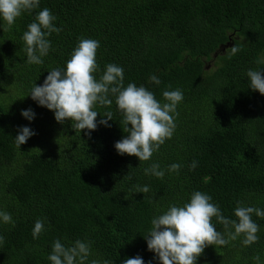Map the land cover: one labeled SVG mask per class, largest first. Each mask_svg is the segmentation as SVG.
I'll list each match as a JSON object with an SVG mask.
<instances>
[{
  "label": "trees",
  "instance_id": "trees-1",
  "mask_svg": "<svg viewBox=\"0 0 264 264\" xmlns=\"http://www.w3.org/2000/svg\"><path fill=\"white\" fill-rule=\"evenodd\" d=\"M44 8L62 31L48 37L44 63L29 64L22 35ZM81 38L100 42L97 79L112 63L124 69L125 86L144 85L162 103L165 90H182L174 135L150 160L115 150L128 133L114 96L110 107L97 105L90 135L72 121L57 122L31 98L49 71L66 68ZM233 46L241 50L229 58ZM258 59L264 60V0H40L10 29L0 19V211L15 221H0V264H51L58 238L66 246L90 242L89 262L123 264L140 255L145 264H160L144 238L151 220L189 202L194 191L209 194L233 220L237 201L264 210V95L247 77L249 69L264 74ZM29 108L31 121L21 115ZM109 111L111 127L99 124ZM21 126L36 134L18 146ZM194 160L198 167L190 170ZM153 163L163 179L145 175ZM173 163L182 165L179 174L168 172ZM144 185L150 192H137ZM252 218L260 227L257 243L243 246L239 237L209 246L197 264H256V255L264 264V219ZM38 219L45 231L33 239Z\"/></svg>",
  "mask_w": 264,
  "mask_h": 264
},
{
  "label": "clouds",
  "instance_id": "clouds-1",
  "mask_svg": "<svg viewBox=\"0 0 264 264\" xmlns=\"http://www.w3.org/2000/svg\"><path fill=\"white\" fill-rule=\"evenodd\" d=\"M40 0H0V19L6 22L10 29L18 18L24 13H30L39 8ZM56 17L48 9L40 10L35 20L27 26L22 35L27 54V63L43 64L42 57L48 55L52 48L48 37L52 33L59 34L62 28L56 27ZM100 42L91 38H81L66 62L64 70L52 69L44 79L42 85L34 84L30 95L40 106L54 112L55 120L61 124L72 121V128L81 132L91 131L98 127L96 110L97 105L110 107L113 103L109 96L115 97L118 110L122 113L123 132L128 133L115 142V150L120 155L136 156L139 161H148L160 147L173 137L178 116L177 106L183 101L182 90H165L163 98L166 102L159 101L155 94L144 85L135 83L124 84V69L116 64H107L102 75L97 79L96 73L100 71L97 63V50ZM241 49L237 46L231 48V56L236 55ZM257 64H264L258 59ZM249 87L264 95V74L261 69L247 71ZM149 80L157 85L160 79L152 75ZM21 115L33 120L35 112L29 109L21 110ZM99 121L107 127L113 120L112 112L104 114ZM131 125V127H129ZM36 133L28 126H21L15 136L16 144L21 146ZM182 165L173 163L168 167V172L179 174ZM198 162L193 161L189 166L195 170ZM145 175L163 179L165 171L158 163H153L144 170ZM137 192L149 193L147 185L137 186ZM237 219L225 217L218 204L213 203L212 197L201 191H194L190 201L182 206L170 205L161 215L151 220V228L144 236L147 249L154 252L160 264H197V260L204 254L209 246H227L231 241L243 237V246L257 243L260 231L259 225L253 220V215L264 219V210L255 206H244L237 201L234 209ZM223 225L225 232L218 231L213 220ZM0 221L4 224L15 226L10 213L0 211ZM231 229H234L232 231ZM45 231L42 220H36L32 230L33 239ZM227 237V238H225ZM4 236L0 235V246L4 243ZM91 243L76 240L72 245L66 246L58 238L53 242L52 251L48 256L51 264H113L104 260H91ZM256 264H261L259 255L253 257ZM123 264H145L140 255L127 258ZM151 264V261H149Z\"/></svg>",
  "mask_w": 264,
  "mask_h": 264
}]
</instances>
